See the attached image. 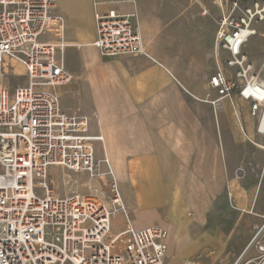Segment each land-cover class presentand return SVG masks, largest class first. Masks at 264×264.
Segmentation results:
<instances>
[{"label": "built area", "instance_id": "built-area-1", "mask_svg": "<svg viewBox=\"0 0 264 264\" xmlns=\"http://www.w3.org/2000/svg\"><path fill=\"white\" fill-rule=\"evenodd\" d=\"M56 2L0 0V264H165L167 229L134 228L106 159L101 172L98 122L92 136L87 115L62 110L59 90L75 79L62 57L65 21ZM211 6L220 66L209 86L221 99L248 102L256 117L261 50L247 45L264 23V0H211ZM133 20L113 10L94 12L100 58L147 55ZM64 173L79 186L95 178V193H67ZM117 213L123 223L113 230ZM251 248L256 255L246 258ZM246 250L233 264H264V230Z\"/></svg>", "mask_w": 264, "mask_h": 264}, {"label": "crops", "instance_id": "crops-1", "mask_svg": "<svg viewBox=\"0 0 264 264\" xmlns=\"http://www.w3.org/2000/svg\"><path fill=\"white\" fill-rule=\"evenodd\" d=\"M59 1L55 13L65 21L63 41L71 42L67 48L75 49L74 43L83 47V51L75 50L76 69L67 70L78 79L81 75L87 79L83 98L97 107L95 121L99 124L110 169L120 183L123 205L132 226L136 228L135 223L144 228L157 223L167 229L168 264L185 263L203 245L220 252L234 232H223L218 221L209 222L211 230L202 237L187 236L196 242L183 253L168 254L173 242L169 239L172 240L170 232L178 237L177 228L188 232L191 227L199 229L207 225L213 202L229 197L228 191L231 197H255L256 214L252 209L240 211L257 215L256 228L261 229L264 146L257 144L264 145V133L257 131V116L247 112L248 102L221 99L209 86V78L217 69L216 57L219 60L214 51L217 13L211 9V2L208 8L201 2H190L179 10L178 16L162 21L152 0ZM80 5L88 10V18L93 22L86 41L79 39L64 10H77ZM108 10L134 15L133 22L147 47L146 56L100 58L99 62L91 47L96 39L94 12ZM203 10L209 13L202 15ZM255 43L258 49L263 48L264 34L253 37L247 48ZM261 56L264 58V48ZM258 63L256 60V69L260 72L262 64L263 71L264 60ZM260 80L264 82L263 77ZM112 83L131 112L128 119L121 116L124 114L120 111L121 104L111 101ZM235 109L240 130L234 124ZM90 134L97 135L95 127H90ZM97 147L101 149L99 142L95 143L96 151ZM130 212L140 219L132 220ZM186 214L191 217L190 222L182 221L178 227V217ZM244 248L245 242L241 250Z\"/></svg>", "mask_w": 264, "mask_h": 264}, {"label": "rangeland", "instance_id": "rangeland-1", "mask_svg": "<svg viewBox=\"0 0 264 264\" xmlns=\"http://www.w3.org/2000/svg\"><path fill=\"white\" fill-rule=\"evenodd\" d=\"M153 4L155 3L158 7V18L162 21H167L170 20L173 17L178 16L179 10L184 9L186 6L190 4V2L193 3H202L205 5L204 7L208 8L210 6L211 0H152L151 1ZM146 4L149 2H145ZM143 5V4H142ZM58 9V7H57ZM67 15L71 18V23L74 25V29L78 34L79 39H83L82 41H86L85 39L92 33V26L93 22L91 19L88 18V10L85 8H78L77 10H67L64 9ZM256 36H261L264 34V23H258L256 26ZM90 38V36H89ZM262 39V38H261ZM67 45H70L71 42L65 41ZM76 44V43H74ZM263 44V43H262ZM92 49L95 50L96 56L99 58V62L101 63L99 53L97 49L91 45ZM264 48V45H263ZM263 48L260 50L263 51ZM75 50H81L83 51V47L80 48H66L64 53H63V60L65 62V65L68 70H74L76 69L78 65V61L76 59V51ZM259 65L263 62L264 58L261 56V53L259 55ZM255 61V60H254ZM215 63H217V66L219 65V60L218 57L215 59ZM262 64L259 66L260 70V77L264 78V64H263V71L261 70ZM262 74V76H261ZM69 86L60 88L59 92L62 90L63 95H61V102H62V109L66 113H79V114H86L90 118V127L96 128V121L95 118L97 116V111H96V106L91 104V101L86 100L84 97V94L87 92L86 89L88 87V82L87 79L84 76H78ZM260 79V78H259ZM110 96H111V101L118 102V104H121L120 111H123L124 114H122V118L125 119L130 116L131 112L129 108H127L124 105V102L122 100L121 95L118 93V89L116 88V84L112 83L110 84ZM66 92V93H65ZM114 106H112L113 108ZM247 112L249 115H251L250 112V107L248 105L247 107ZM234 115V124L237 125V129L240 130V123H239V118H238V111L235 109V112H233ZM260 115V111L258 110L257 117H256V122L258 123V118ZM257 128V126H256ZM254 144V143H253ZM255 143L254 145L257 147L259 146H264L261 144ZM96 158L98 161H102V151L100 148L97 147L96 151ZM100 169L102 173L106 172V168L104 164L101 162L100 164ZM124 172V171H123ZM77 178L71 176V181L74 182V185H70L68 188H65V191H72L76 190L81 194H86L89 192L94 191V185L91 184L88 179L84 180L81 186L78 185L77 183ZM82 180V178H79ZM55 180L59 181V178L57 177ZM53 180L54 183H57V181ZM118 182V181H117ZM60 183V182H59ZM76 184V185H75ZM118 188L121 194V186L120 183H118ZM59 190L61 194H64L65 191L61 188V185L59 186ZM228 195V191H227ZM233 195V193H232ZM122 198V197H121ZM231 198V199H230ZM255 197H221L217 199L216 201L213 202V208L209 216H207V223L213 222V221H218L220 223V228L223 232H228L232 231L234 232V237L229 241L227 245L224 246L223 249L220 250V252L208 247L207 245L200 246V248L190 257L189 260L187 261H193V260H198L200 264H233L237 258L242 255L240 254L243 250L245 251L246 248H248L250 242L252 239L257 235L259 232L258 228H256V216H251L248 214H245L241 212L240 210H253V202H254ZM123 202V201H122ZM124 203V202H123ZM244 204V205H243ZM254 212V210H253ZM131 213V212H130ZM255 213V212H254ZM256 214V213H255ZM182 216V215H181ZM131 218L132 220L136 221L140 219L138 215L135 216V214L131 213ZM191 217L189 215H184V217H178V224H182V221H187L190 222ZM113 222H114V227L113 230L120 229L122 227V218L119 213L115 214L113 217ZM173 222H176V217H173ZM152 224H157V223H152ZM176 224V223H175ZM205 226H201L199 229H195V227H191V229L188 230V232L181 230L180 228H177V236L181 239L185 237L184 240H187L188 245H186L182 252L188 250L191 248V246L196 242V241H191L187 236H190L191 239H195L198 237H202L206 234V232H209L211 230L210 224ZM149 225V224H147ZM146 225V226H147ZM162 227H164L161 224H157ZM264 225V224H263ZM134 226L137 229H140L135 223ZM165 228V227H164ZM170 237H172V240L169 242L173 241V235H171L170 232ZM48 241H51V238H47ZM181 240V241H184ZM180 241V239H177L175 242ZM245 242V248L241 250V246L244 245ZM170 250V249H169ZM236 252H239L238 254L235 255ZM173 254L174 256L177 253L176 247L172 248L171 247V252L168 254ZM179 254V253H177ZM234 255V256H232ZM256 255L255 249L251 248L247 254L246 258H251ZM168 259L166 257L165 264H168ZM186 261V262H187ZM184 264V263H183Z\"/></svg>", "mask_w": 264, "mask_h": 264}, {"label": "bare ground", "instance_id": "bare-ground-1", "mask_svg": "<svg viewBox=\"0 0 264 264\" xmlns=\"http://www.w3.org/2000/svg\"><path fill=\"white\" fill-rule=\"evenodd\" d=\"M81 1V0H80ZM60 3H62L61 2V0L59 1ZM62 6H63V4H61ZM79 8H85V7H83V5H80L79 6ZM66 44V43H65ZM81 45L82 44H80V43H76V44H74L73 45V47H75V48H80L81 47ZM67 47H69V45H67L66 44V48ZM73 76V75H72ZM251 75H247V78L249 79V77H250ZM73 78H75L74 76H73ZM256 87H257V90H258V92H257V94H256V97H257V100H258V106H259V111H260V115H259V118H258V123H257V131L260 133V134H263L264 133V82L263 81H261L260 79L258 80V83L256 84ZM100 137H102V135L100 134ZM102 140H103V138H102ZM101 151H102V160H104V159H106L107 160V158H106V154H105V150H104V145L102 144L101 145ZM102 162V161H101ZM107 163H108V165H109V162H108V160H107ZM109 167H110V165H109ZM112 171V170H111ZM112 173H113V171H112ZM114 177V176H113ZM62 179H63V183H64V186H65V188H68L71 184L72 185H74V182L73 181H71L70 179H71V176L69 175V174H67V173H64L63 175H62ZM101 179L103 180V182H105L104 181V179H105V177H104V175H102L101 174ZM88 181L91 183V184H93L94 185V191L93 192H90L91 194H93V193H95V187H96V180H95V178H91V179H88ZM76 185V184H75ZM74 192H78V191H76V190H72V191H68L67 193H74ZM176 217V216H175ZM177 218V217H176ZM176 222H177V219H176ZM175 222V223H176ZM173 238H175V239H177L178 237H176V235H175V233H173ZM186 245H188V244H186L185 243V241H178V242H175L174 240H173V242H172V244H171V247L172 248H174V247H176V249H177V253H180V252H182V250H183V248L186 246ZM171 247H170V250H169V253L171 252Z\"/></svg>", "mask_w": 264, "mask_h": 264}, {"label": "water", "instance_id": "water-1", "mask_svg": "<svg viewBox=\"0 0 264 264\" xmlns=\"http://www.w3.org/2000/svg\"><path fill=\"white\" fill-rule=\"evenodd\" d=\"M264 230V225L262 226V228L260 229V232ZM247 251V250H246Z\"/></svg>", "mask_w": 264, "mask_h": 264}]
</instances>
